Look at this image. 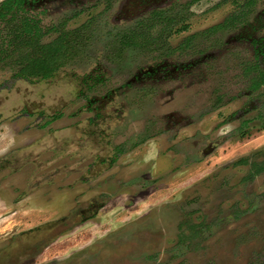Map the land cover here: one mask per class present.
Segmentation results:
<instances>
[{
	"label": "rangeland",
	"instance_id": "374dc122",
	"mask_svg": "<svg viewBox=\"0 0 264 264\" xmlns=\"http://www.w3.org/2000/svg\"><path fill=\"white\" fill-rule=\"evenodd\" d=\"M135 1H30L27 13L47 30L43 43L78 29L67 59L48 79L15 74L22 66L16 59L29 49H4L10 33L3 27L0 155L20 145L28 152L56 108L63 118L50 127H68L74 115L86 127L96 105L91 97L113 91L102 115L126 116L119 131L111 119L100 121L111 134L102 141L113 148L128 141L109 170L74 185L68 178L52 197L44 187L18 195L28 169L1 179V264H52L57 256L73 264H264V172L245 178L253 162L264 161V85L250 87L264 66L245 71L253 59L245 37L264 38V0H254L242 23L197 38L187 50L178 45L188 34L246 10L248 0H197L190 7L187 0L142 7ZM155 11L174 21L165 26ZM220 40L223 50L216 49ZM136 112L157 120L149 116L145 131ZM78 143L85 158L92 156L86 138ZM53 150L41 148V159ZM92 198L98 215L81 219L76 210ZM63 220L77 225L67 229Z\"/></svg>",
	"mask_w": 264,
	"mask_h": 264
},
{
	"label": "flooded vegetation",
	"instance_id": "af4514ba",
	"mask_svg": "<svg viewBox=\"0 0 264 264\" xmlns=\"http://www.w3.org/2000/svg\"><path fill=\"white\" fill-rule=\"evenodd\" d=\"M183 1V0H179ZM186 1V0H184ZM197 0H187V5L190 7L192 3ZM138 7H142V5H147L149 0H137ZM254 0H248L245 5L248 6L246 10H242L241 12L235 13L237 15L235 18L233 17L234 13L229 17H226L222 22H219L215 25L209 26V28L198 31L197 33H190L186 36V38L182 42V48L187 50L194 41H197V38L206 39L209 38L212 34H219L221 32H225L228 29H231L237 23H242L244 18L246 17V11L253 4ZM189 28V26H188ZM187 28V29H188ZM186 30V29H185ZM183 30V31H185ZM181 31V32H183ZM217 36V35H216ZM189 39V41H185ZM246 41H248L253 46L252 56L253 59L250 61V65L245 66V71H250L257 73L258 69L264 66V38L263 41L261 38L254 36L245 37ZM231 40H237V37L232 38ZM217 45H219L216 49L223 50L225 48V44L221 43V40L218 41ZM181 44L178 45V47ZM191 49V48H190ZM212 47L210 48V50ZM215 49V48H214ZM215 49V50H216ZM201 54L202 51H201ZM163 65V64H162ZM245 65V64H244ZM176 66V65H175ZM48 79V78H47ZM259 76H253L250 87L252 90L260 88L264 83H261L254 87V83H259ZM137 82V81H136ZM128 87L127 90L132 87ZM114 92V91H113ZM113 92H109L102 96L94 95L91 97V101L96 105L92 107L93 115H89L85 117L87 119V126L84 127L80 125L82 121H79L78 115H74V118H77L76 121L71 123L68 127H50L48 123H53L55 121L61 120L63 118L61 108H56L53 113L49 112L48 118L50 121L47 123L45 121L40 127H37L38 130H43L39 134V139L35 140V143L32 146H29L28 152L26 151L28 145H20V147L14 150L5 151L0 155V180L4 178H10L8 176H21V174L28 169V174L23 175L21 180H18V185L21 187L22 191H18V195L20 194H28L33 193L34 189L44 187L47 196L50 195L52 197L55 195L54 192L58 191V189L65 188L63 185L68 183V178H72V181L69 180L70 185H74L75 183H84L89 181V178L96 179L99 175L103 174L106 169L109 170L111 165H114L115 161L120 158L121 152L124 153V149L126 147L127 141L124 143H114L113 146H109L108 142L106 144V139L102 141V138L109 137L104 128L100 127L101 120H109L116 122V128L123 127L124 119L126 115H122V111H118L120 115H116L114 117H104L101 111L105 109L106 102H111L114 98ZM106 101V102H105ZM123 108V107H122ZM141 114H147L146 112L141 111ZM25 115H37L43 116L44 113L40 111L37 114L31 110H25ZM136 112L134 116L135 120H146L143 122L144 130L147 131L148 125L147 118L154 115H141ZM140 116V118L138 117ZM157 120V119H156ZM123 121V122H122ZM173 123V121H171ZM169 124V123H167ZM48 125V126H46ZM48 127V128H47ZM27 130H29L27 128ZM116 131V132H118ZM115 132V131H114ZM124 134V133H123ZM141 134V133H139ZM111 135V134H110ZM122 136V133L120 134ZM85 136V137H84ZM116 134L113 135L112 139L114 140ZM86 138L88 140L87 147H92L93 154L92 156H87L86 158L83 156V147L78 143L79 138ZM89 137V138H88ZM110 139V137H109ZM112 140V141H113ZM117 138L114 140L116 141ZM37 142V143H36ZM105 142V143H104ZM104 146V147H102ZM49 147V148H48ZM85 147V148H87ZM41 148L52 150L56 152L53 156H46L47 158L41 159ZM32 154V155H31ZM91 158V159H90ZM89 159V160H87ZM85 160V161H84ZM71 164V165H69ZM264 172V171H262ZM1 174H5L1 176ZM259 174V173H258ZM72 175H74L72 177ZM257 174H255L256 176ZM71 176V177H70ZM254 176V177H255ZM64 181H66L64 183ZM55 188V189H54ZM45 193V192H43ZM58 194V193H56ZM50 199V198H49ZM100 203L96 198H92L87 207H82L79 212L76 210L78 216L81 219H89L90 217H94L98 215ZM75 215V216H76ZM70 220H63L65 228L74 227L77 224H72L69 222ZM68 222V223H67ZM53 225V224H52ZM55 225V224H54ZM33 228V227H30ZM66 231V230H65ZM38 241L34 240V244H38ZM51 245V244H50ZM50 245L46 246L45 249L49 248ZM55 258V257H54ZM52 264H73L69 259L65 257H56ZM1 264V263H0Z\"/></svg>",
	"mask_w": 264,
	"mask_h": 264
},
{
	"label": "trees",
	"instance_id": "16d2710c",
	"mask_svg": "<svg viewBox=\"0 0 264 264\" xmlns=\"http://www.w3.org/2000/svg\"><path fill=\"white\" fill-rule=\"evenodd\" d=\"M30 1L32 0H2L0 2V35L3 27H8V33H10V38L3 41L2 45L6 46L4 48L6 50L12 45L14 49H29L22 51L19 58H17L18 60L16 59L18 63L22 64L21 68L15 72L17 76L27 79H47L56 74L61 68L64 58L67 59L66 53L72 41L71 36L78 29L60 31V34L54 40L49 43H43L41 38L47 30L43 29L41 20L38 17L27 13V4ZM153 16L160 19L159 21H165V26L174 21L171 16L165 15L163 11H155ZM236 16L235 14L233 15L234 18ZM187 28L188 25L185 24L178 28L177 31L181 32ZM185 41L188 42L189 39ZM182 45L181 43L179 47L182 48ZM259 74V80L261 81L258 84L254 83V87L264 83V71ZM241 161L245 162L247 160L244 158ZM251 168V171L245 177L247 179H251L255 174L264 171V161L253 162Z\"/></svg>",
	"mask_w": 264,
	"mask_h": 264
}]
</instances>
